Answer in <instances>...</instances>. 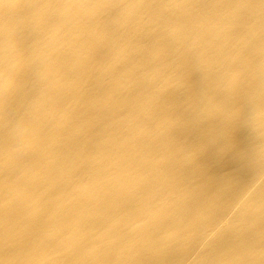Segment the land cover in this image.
<instances>
[{"label":"bare ground","instance_id":"6f19581e","mask_svg":"<svg viewBox=\"0 0 264 264\" xmlns=\"http://www.w3.org/2000/svg\"><path fill=\"white\" fill-rule=\"evenodd\" d=\"M0 264H264V0H0Z\"/></svg>","mask_w":264,"mask_h":264}]
</instances>
